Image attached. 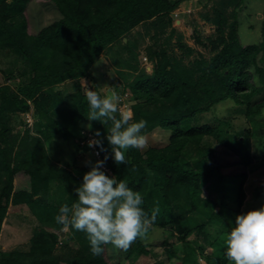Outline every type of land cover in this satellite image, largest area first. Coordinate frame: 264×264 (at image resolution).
Returning <instances> with one entry per match:
<instances>
[{
  "label": "trees",
  "instance_id": "trees-1",
  "mask_svg": "<svg viewBox=\"0 0 264 264\" xmlns=\"http://www.w3.org/2000/svg\"><path fill=\"white\" fill-rule=\"evenodd\" d=\"M181 1L0 0V55L9 60L1 69L9 81L0 84V233L11 206H29L39 223L23 246L0 247V264H140L156 247L167 254L169 264H229L222 238L248 196L243 181L253 163L251 139L257 132L235 131L226 115L236 111L254 130L264 125L258 120L264 112V24L260 41L242 43L237 12L229 20L215 9L217 34L209 38L214 52L209 59L198 51L188 61L186 56L196 50L183 42V53L154 49L152 71L137 72L123 83L134 121H147L142 134L154 139L152 132L162 129L167 132L165 145L149 142L142 149H129L127 163L120 165L111 158L106 138L104 152L88 146L95 130L104 133L110 123L104 127L87 119L81 80L104 51L128 39L138 24L149 23L155 36L164 32ZM245 1L237 0L235 7L243 8ZM122 49L129 55L116 62L136 57L129 40ZM68 79L75 80L73 90L57 87ZM31 110L38 135L29 128L14 132V121L28 124ZM205 114L217 123L200 122ZM53 138L75 144L84 165L77 160L70 168L57 164L48 146ZM218 149L233 157L223 159ZM106 153L103 170L138 192L149 216L156 210L147 241L138 239L126 252L104 245L103 253L94 256L85 233L68 228L65 236L78 245L67 243L62 249L64 227L54 217L63 204L71 206L77 199L74 189L83 174ZM54 187L57 194H52ZM252 193L260 196L264 184ZM52 197L57 201H50ZM166 231L178 243H171ZM191 235H196L193 241Z\"/></svg>",
  "mask_w": 264,
  "mask_h": 264
},
{
  "label": "rangeland",
  "instance_id": "rangeland-1",
  "mask_svg": "<svg viewBox=\"0 0 264 264\" xmlns=\"http://www.w3.org/2000/svg\"><path fill=\"white\" fill-rule=\"evenodd\" d=\"M236 2L237 0H182L171 12L173 19L171 26H167L166 30L157 36H155V28L149 25V23L138 24L127 35L128 39L126 37L119 39L100 55L99 60L90 69L89 75L81 80L85 91L93 89L102 96L116 93L120 97L122 108L133 114L131 99L128 93L123 91V83L134 79L137 72L152 71L154 49L160 50L164 47L169 53H183L184 49L180 46V43L183 42L196 50L195 53L186 56L188 61L193 60L198 55V51L205 58L209 59L214 53L211 49L209 38L217 34L216 26L212 22V19L216 15L215 9L224 11L229 20L233 19V12H237L238 32L242 43L260 41L264 24V0H246L243 8L242 5L235 7ZM31 21L34 23V19ZM172 28L175 29L173 35H171ZM166 37L168 41L165 40ZM124 40H129V45L131 44L132 49L136 53V57L129 60L130 63L125 62V59L119 63L116 62L119 57L127 58L129 55L126 49H122L124 47ZM120 50L122 55L118 53ZM8 63L7 57L0 55V84L9 81L5 80L1 72V69L3 70L9 65ZM128 64L131 66H127ZM120 71L126 72V74H122ZM116 80L117 82H115ZM74 81L73 79H68L57 87H61L65 92L71 91L73 90ZM57 114L62 115L60 112ZM26 115L28 124L23 125L19 123V119H16L13 123L14 132L18 129L23 131L25 128H29L33 135H38L35 125L36 117L33 115V111H29ZM226 116L230 117L235 131L249 130L251 133L253 131L257 132L251 139V153L254 156L253 163L247 167L248 177L243 181L248 195L244 205L241 207V212H245L264 205V193L258 197L253 196L252 193L257 186L264 184V125L254 130L251 121L245 119L243 115H237L236 111L229 112ZM198 120L200 122L209 121L212 124L217 123L212 114H205ZM258 120L264 122V112L262 116L258 117ZM152 136L154 139L150 136L145 137L146 145L149 142L165 145L167 142V132L162 129H155L152 132ZM73 145L65 141L61 143L56 142V138L49 139L48 141L53 160L57 164L68 168L75 165L74 160L78 161L76 164L84 165L83 153L80 151L75 152V144ZM218 153L223 159L233 157L232 154L220 150ZM87 159H92V157L90 156ZM252 168L256 169L252 170ZM53 192L57 194V188H52V194H54ZM208 193L205 189L204 195H208ZM212 194L211 196L217 200L216 195ZM50 201L56 202L57 200L52 197ZM36 224L38 225L39 223L29 206H11L0 233V247L4 250H10L23 246L32 236ZM66 231L68 229H64V232L60 236V248L63 249L62 246L67 243L72 244L71 246L73 247L74 245L77 246V243H74L69 240L68 236H65ZM166 235L170 238L171 243H178L176 235L170 231H166ZM195 238L196 235H191L189 240L193 241ZM208 248L211 250L210 247ZM139 260L140 264H147L153 261H159L161 264H169L170 262L167 254L162 248L158 247L154 248L150 255L141 257Z\"/></svg>",
  "mask_w": 264,
  "mask_h": 264
},
{
  "label": "clouds",
  "instance_id": "clouds-1",
  "mask_svg": "<svg viewBox=\"0 0 264 264\" xmlns=\"http://www.w3.org/2000/svg\"><path fill=\"white\" fill-rule=\"evenodd\" d=\"M85 96L89 109L87 119L100 121L104 127L110 123L104 133L95 130L88 146L104 152L106 138L114 162L126 164L129 149H142L146 145L142 130L147 127V121H134L133 114L122 108L116 93L102 96L88 89ZM108 158L106 153L104 159L91 164L74 189L77 199L71 206L63 204L54 217L64 229L85 233L94 256L103 253L104 245L111 244L126 252L138 239L146 243L147 233L156 219V210L149 216L138 192L103 170ZM222 242L229 264H264V205L237 214Z\"/></svg>",
  "mask_w": 264,
  "mask_h": 264
},
{
  "label": "built area",
  "instance_id": "built-area-1",
  "mask_svg": "<svg viewBox=\"0 0 264 264\" xmlns=\"http://www.w3.org/2000/svg\"><path fill=\"white\" fill-rule=\"evenodd\" d=\"M96 152H98V151L96 150Z\"/></svg>",
  "mask_w": 264,
  "mask_h": 264
}]
</instances>
